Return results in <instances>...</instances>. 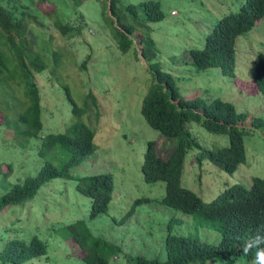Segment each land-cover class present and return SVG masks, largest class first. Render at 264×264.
<instances>
[{"label":"trees","instance_id":"obj_1","mask_svg":"<svg viewBox=\"0 0 264 264\" xmlns=\"http://www.w3.org/2000/svg\"><path fill=\"white\" fill-rule=\"evenodd\" d=\"M46 1L0 0V102L5 101L1 105L5 115L6 109L13 110V121L5 117L0 128H14V144L20 149L15 157L26 149L36 159L29 163L16 159L19 167L30 166L32 172L23 179L9 181L7 177L17 162L8 163L5 171L1 164L9 153L0 149V213L7 207L24 206L55 178L75 181L73 190L89 198L91 207L88 220L77 218L53 224L42 232L17 235L12 228H1L0 264H27L39 259L54 262L57 256L52 254V249L57 245L67 252V239L73 241L83 254L79 264H111L113 257H119L126 264H251L252 255L245 256L239 245L243 237L264 226V178L252 177L249 186L225 184L226 187L209 202L184 188L181 178L186 155L192 149L197 151L195 162L198 166L211 163L226 173H234L246 162L245 137L250 131L264 134L263 114L240 111L232 102L222 99L185 100L181 97L174 76L162 70L158 49L149 33L150 24L165 17L160 0L126 4H121V0H100L117 49L121 53L135 50L136 39L141 45L140 50L135 51L146 61L151 74V83L141 101V115L152 129L176 139L167 158L158 155L154 141H148L141 163L145 182L165 183L164 197L161 200L136 199L131 210L111 216L108 209L114 190L112 174H72L74 167L95 156L94 131L79 121L64 132L42 134L41 93L35 73L43 71L46 64L41 54L33 50L28 37L30 25L44 26L46 23L42 20L50 19L51 25L63 36L74 37L81 33V26L63 22L60 18L58 8L62 5L58 0H53L52 11H42L37 6ZM73 1L74 6L81 5V0ZM238 8L223 14L214 23L204 36L201 48L187 49L191 64L197 70L218 68L222 75L236 78V49L256 22L264 20V0H243ZM252 55L254 75L251 80L256 86V95L252 96L264 100V53L255 49ZM64 89L73 113L78 116L88 111L90 104L98 108L92 92L87 94L84 107L80 108L66 86ZM190 122L199 124L209 133L226 135L228 143L202 144L188 127ZM140 204L167 217L155 235L149 230L141 234L143 241L147 236L153 239L152 244L144 241L137 249L127 251L101 230L96 231L90 223L96 218H104L109 229L115 231L114 226L124 225L134 207ZM203 230L214 231L218 241H204L200 235ZM11 231L14 234L10 235Z\"/></svg>","mask_w":264,"mask_h":264},{"label":"rangeland","instance_id":"obj_2","mask_svg":"<svg viewBox=\"0 0 264 264\" xmlns=\"http://www.w3.org/2000/svg\"><path fill=\"white\" fill-rule=\"evenodd\" d=\"M58 1L62 5L58 8L60 18L63 22L81 26V33L74 37L63 36L51 25L50 19L42 20L46 23L44 26L37 23L30 25L28 37L33 43V50L41 54L46 64L43 71L35 73L41 93L42 134L64 132L79 121L94 131L95 156L74 167L72 174H112L114 190L108 209L111 216L131 210L134 201L139 198L161 200L165 195V183L145 182L141 163L148 141H154L158 155L167 158L175 147L176 139L167 138L152 129L140 113L141 101L151 83V74L146 61L137 53L141 48L138 39L134 45L137 51L132 49L121 53L109 34V19L103 14L100 0H81L80 6H74L73 0ZM139 1L121 0V4ZM160 1L165 17L151 23L149 33L158 49L161 68L174 76L181 97L185 100L222 99L232 102L240 111L255 115L262 113L264 116V100L252 96L256 95V86L252 81V52L257 49L264 53V20H258L255 24L258 26H254L246 37L242 36L236 49V78H231L222 75L218 68L197 70L191 64L187 49L201 48L204 36L214 23L223 14L237 11L239 2L243 0ZM52 2L48 0L37 3V6L42 11H52ZM69 10L72 11L69 13ZM64 86L80 108L84 107L87 94L92 92L97 98L98 108L90 104L88 111L80 116L73 113ZM4 104L2 100L0 124L7 116L8 121H13V110L6 109L5 115L1 107ZM188 127L204 145L228 143L226 135L209 133L197 123L190 122ZM13 131V127L0 128V149L9 153L1 164L2 168L6 171L8 163L17 162L7 177L9 181L23 179L32 172L30 166L19 167L16 159L36 162L26 149L19 157L14 156L20 149L14 144ZM245 148L246 162L232 174L211 163L198 166L195 162L197 151L190 150L185 158L181 185L209 202L226 187L225 184L242 183L249 186L252 177L264 178V134L250 131L245 137ZM74 184L73 180L53 179L24 206L7 207L2 211L0 229L9 227L16 230L17 235L23 232L31 234L77 218L88 220L90 199L74 191ZM134 208L124 225L114 226L115 231L109 229L104 218H96L90 223L96 231L101 230L127 251L137 249L144 241L152 244L153 239L147 236L143 241L141 234L149 230L155 235L167 217L143 204ZM12 234L14 231L10 232ZM200 235L204 241H218L212 230L209 233L203 230ZM65 246L67 252L63 247L54 246L51 251L57 256L54 262L39 259L27 264H79L83 255L80 249L70 239L65 241ZM111 264L126 263L119 257H113Z\"/></svg>","mask_w":264,"mask_h":264},{"label":"clouds","instance_id":"obj_3","mask_svg":"<svg viewBox=\"0 0 264 264\" xmlns=\"http://www.w3.org/2000/svg\"><path fill=\"white\" fill-rule=\"evenodd\" d=\"M239 249L245 256L252 255L251 264H264V226L243 237Z\"/></svg>","mask_w":264,"mask_h":264}]
</instances>
